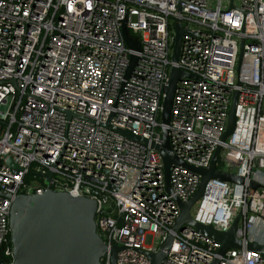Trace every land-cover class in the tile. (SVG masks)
I'll list each match as a JSON object with an SVG mask.
<instances>
[{"label": "built area", "instance_id": "obj_1", "mask_svg": "<svg viewBox=\"0 0 264 264\" xmlns=\"http://www.w3.org/2000/svg\"><path fill=\"white\" fill-rule=\"evenodd\" d=\"M178 17L187 32L173 62ZM125 21L141 51L127 46ZM132 53L139 59L127 78ZM172 66L196 76L177 85L168 125L173 151L207 168L222 145L220 162L231 170L222 169L245 178L242 184L209 180L193 217L227 230L243 210L238 235L248 241L264 222V0H0V115L6 106L0 191L10 196L0 194V249L6 255H12L14 197L51 188L97 201L98 232L109 246H124L118 264H151L144 252L159 251L180 214L174 197L188 200L200 184L198 174L173 166L169 193L162 157L151 146L162 144L159 117ZM235 92L236 125L223 142ZM49 170L47 183L42 175ZM252 180L261 187L252 189ZM219 248L186 228L162 264L216 258L264 264V255L245 247L223 256ZM101 264H112L109 251Z\"/></svg>", "mask_w": 264, "mask_h": 264}, {"label": "water", "instance_id": "obj_2", "mask_svg": "<svg viewBox=\"0 0 264 264\" xmlns=\"http://www.w3.org/2000/svg\"><path fill=\"white\" fill-rule=\"evenodd\" d=\"M231 7H233V4H231ZM178 13H181L180 6L178 7ZM186 32L182 19L180 17L176 18L173 62L179 60L182 38ZM122 33L130 49L141 51V44L138 40L131 37L126 21L123 24ZM243 53L244 40L241 41L240 60ZM130 58V65L126 73L127 78L131 76L139 59L135 53H132ZM184 78L196 79V76L178 66H172L169 82L164 89L165 95L161 110V120L164 124L162 128V144L152 143L151 146L162 157L165 168V184L169 193H173L170 180V172L173 166H180L198 174L200 176V184L195 194L188 200H182L177 196L174 197L180 207V214L175 224L161 244L159 251H145L144 253L150 258L151 264H162L171 251L177 234L186 228H193L203 237L219 243L218 253L221 256L230 249H243L244 247L247 250L256 251L264 255V243L257 240L244 241L238 235L239 224L244 213L243 210L238 212L227 230H219L212 224H203L193 217V210L203 197L209 180L219 179L242 184L245 182V178L219 167L222 145L216 149L211 164L207 168H198L187 164L173 151L168 125L171 121L173 100L178 82ZM238 96L239 93L235 92L227 129L222 137L223 142L227 140L235 129ZM5 112L6 106L3 107L0 118H4ZM106 126L128 138L143 144H149L147 139L135 135L130 130L114 127L110 121L107 122ZM8 163L13 168H18L10 159ZM42 176L49 183L53 172L49 170ZM250 187L257 190L261 185L252 180ZM0 194L10 197L1 191ZM96 211L97 201L95 199L86 196H74L67 191H55L48 188L42 194H18L13 199L10 215L12 261L7 263L0 258V264H101L102 257L108 251L111 253L112 264H118V252L124 246H109L104 241L98 232ZM219 262L220 259L216 258L212 264H219Z\"/></svg>", "mask_w": 264, "mask_h": 264}, {"label": "crops", "instance_id": "obj_3", "mask_svg": "<svg viewBox=\"0 0 264 264\" xmlns=\"http://www.w3.org/2000/svg\"><path fill=\"white\" fill-rule=\"evenodd\" d=\"M249 240H259V242H264V222L259 221L257 227L248 234Z\"/></svg>", "mask_w": 264, "mask_h": 264}, {"label": "trees", "instance_id": "obj_4", "mask_svg": "<svg viewBox=\"0 0 264 264\" xmlns=\"http://www.w3.org/2000/svg\"><path fill=\"white\" fill-rule=\"evenodd\" d=\"M130 33L132 34V32H130ZM31 179H33V175L27 176L28 181H30ZM10 246L12 247V243H10ZM0 258L7 263H10L12 261V255H6L5 254V247L0 249Z\"/></svg>", "mask_w": 264, "mask_h": 264}, {"label": "rangeland", "instance_id": "obj_5", "mask_svg": "<svg viewBox=\"0 0 264 264\" xmlns=\"http://www.w3.org/2000/svg\"><path fill=\"white\" fill-rule=\"evenodd\" d=\"M159 120H161V116L159 117ZM219 167L222 169V168H227L229 170H231L230 168L226 167V165L222 164L220 161H219ZM235 167V162L234 160L232 161V164H231V168H234Z\"/></svg>", "mask_w": 264, "mask_h": 264}, {"label": "flooded vegetation", "instance_id": "obj_6", "mask_svg": "<svg viewBox=\"0 0 264 264\" xmlns=\"http://www.w3.org/2000/svg\"><path fill=\"white\" fill-rule=\"evenodd\" d=\"M131 34V33H130Z\"/></svg>", "mask_w": 264, "mask_h": 264}]
</instances>
